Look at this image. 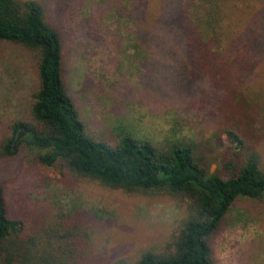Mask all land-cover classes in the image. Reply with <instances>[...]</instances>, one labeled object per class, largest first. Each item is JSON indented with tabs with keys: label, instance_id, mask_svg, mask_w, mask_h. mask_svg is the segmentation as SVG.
Segmentation results:
<instances>
[{
	"label": "rangeland",
	"instance_id": "obj_1",
	"mask_svg": "<svg viewBox=\"0 0 264 264\" xmlns=\"http://www.w3.org/2000/svg\"><path fill=\"white\" fill-rule=\"evenodd\" d=\"M37 1L62 34L66 81L94 138L115 145L130 133L158 146L190 143L210 171L227 174L235 149L222 131L223 102L233 86L196 69L173 25L192 0ZM229 1L225 28L244 31L255 63L242 84L259 106L250 112L259 114L252 126L264 166V0ZM37 60L34 51L0 41V143L13 120L30 118ZM0 185L10 216L31 227L80 224L89 264H132L147 251H167L187 215L178 196L127 191L47 166L25 146L0 157ZM210 243L215 264H264V194L238 198Z\"/></svg>",
	"mask_w": 264,
	"mask_h": 264
},
{
	"label": "trees",
	"instance_id": "obj_2",
	"mask_svg": "<svg viewBox=\"0 0 264 264\" xmlns=\"http://www.w3.org/2000/svg\"><path fill=\"white\" fill-rule=\"evenodd\" d=\"M229 2L192 0L173 22L183 46L197 57L196 69L233 86L223 102L229 112L222 131L235 150L225 162L227 174L221 175L206 167L190 143L158 146L130 133L115 145L94 138L66 81L59 28L48 21L37 0H0V41L30 49L38 58L30 118L10 123L0 157L14 156L25 146L36 150L38 161L47 166L59 163L127 191H165L187 203V215L167 251H147L132 264H215L211 238L236 200L263 197L264 166L252 126L259 114L250 112L259 106L245 96L242 84L255 63L244 31L225 28ZM21 131L24 135L17 140ZM64 222L31 227L10 216L0 185V264H89L86 232L75 221Z\"/></svg>",
	"mask_w": 264,
	"mask_h": 264
},
{
	"label": "water",
	"instance_id": "obj_3",
	"mask_svg": "<svg viewBox=\"0 0 264 264\" xmlns=\"http://www.w3.org/2000/svg\"><path fill=\"white\" fill-rule=\"evenodd\" d=\"M23 135H24V132L21 131L20 134H19V136H18V138H17V140L20 139Z\"/></svg>",
	"mask_w": 264,
	"mask_h": 264
}]
</instances>
